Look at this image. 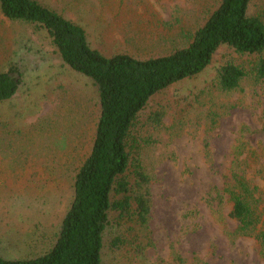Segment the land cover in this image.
Here are the masks:
<instances>
[{
	"label": "rangeland",
	"instance_id": "1",
	"mask_svg": "<svg viewBox=\"0 0 264 264\" xmlns=\"http://www.w3.org/2000/svg\"><path fill=\"white\" fill-rule=\"evenodd\" d=\"M36 1L79 25L92 49L139 60L180 47L217 2ZM250 5L249 15L264 21V0ZM225 63L248 75L252 65L220 47L201 73L157 93L139 112L132 132L143 142L137 158L149 176L148 235L118 224L111 213L102 264H264L256 240L236 235L231 203L220 208L213 199L226 182L239 130L248 129L251 148H264V81L246 76L241 92L221 94L213 79ZM10 67L21 84L0 102V257L25 260L49 249L68 210L75 167L93 138L98 97L89 78L64 64L44 29L0 15V72ZM153 113L160 114L157 124Z\"/></svg>",
	"mask_w": 264,
	"mask_h": 264
},
{
	"label": "trees",
	"instance_id": "2",
	"mask_svg": "<svg viewBox=\"0 0 264 264\" xmlns=\"http://www.w3.org/2000/svg\"><path fill=\"white\" fill-rule=\"evenodd\" d=\"M253 1L217 0L205 23L186 35L180 47L139 60L92 49L79 25L36 0H0L3 18L44 29L64 64L89 78L98 97L89 152L75 167L72 199L49 249L25 260L0 257V264H102V238L111 213L118 224L148 235L149 176L137 158L143 142L133 135L134 121L151 97L201 73L220 47L249 57L252 65L249 75L233 63L218 66L213 86L219 93L241 92L246 76L257 84L264 81V21L249 15ZM20 84L15 67L0 72V102L13 97ZM159 118L153 113L150 120L157 124ZM247 130H239L231 146L226 182L222 190H214L213 199L220 208L223 202L231 203L229 217L238 224L236 235L256 240L264 258V148L249 146ZM120 243L118 237L111 242L116 249Z\"/></svg>",
	"mask_w": 264,
	"mask_h": 264
}]
</instances>
